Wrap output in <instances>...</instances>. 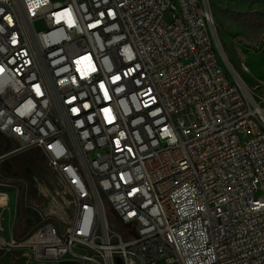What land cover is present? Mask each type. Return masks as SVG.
Returning a JSON list of instances; mask_svg holds the SVG:
<instances>
[{
  "label": "built area",
  "instance_id": "2783aa9c",
  "mask_svg": "<svg viewBox=\"0 0 264 264\" xmlns=\"http://www.w3.org/2000/svg\"><path fill=\"white\" fill-rule=\"evenodd\" d=\"M232 57L210 0H0V162L41 151L65 214L22 199L0 253L264 264V81Z\"/></svg>",
  "mask_w": 264,
  "mask_h": 264
},
{
  "label": "rangeland",
  "instance_id": "374dc122",
  "mask_svg": "<svg viewBox=\"0 0 264 264\" xmlns=\"http://www.w3.org/2000/svg\"><path fill=\"white\" fill-rule=\"evenodd\" d=\"M210 4L214 14L213 17L215 16L214 21L219 38H221L219 31L227 34L225 41L228 49L222 44L225 48L224 51L227 52V57L234 62L233 51L235 47H238L250 71L249 74H244L243 77L246 80L253 78L264 81V48L260 51V46L264 43H258V46H255V42L264 34V0H210ZM165 18H168V15ZM7 146L8 143L0 137V154L6 153ZM2 164L6 170L11 171L9 175L12 173L19 175L20 179L22 178L26 184L22 190L21 186L15 183H0V191L4 192L5 195H7V192L10 193V207L12 210L13 207L16 209L12 220L18 214L20 193L23 203L34 199L36 203L40 204V208L37 209L42 215L50 219L58 218L57 213L61 212L56 203H53V199L62 201L57 194L59 188L53 190L52 188L55 185L43 178L47 176L57 181L56 175L47 165L46 158L41 151L37 149L23 150L15 156L4 158L0 162V165ZM0 178L3 179L1 176ZM34 185H39L44 189V194L41 195ZM12 210L5 211L4 215L8 218ZM30 211L26 209V215L32 213ZM61 215L64 216V212ZM32 225L30 224V226Z\"/></svg>",
  "mask_w": 264,
  "mask_h": 264
},
{
  "label": "crops",
  "instance_id": "0c3cea01",
  "mask_svg": "<svg viewBox=\"0 0 264 264\" xmlns=\"http://www.w3.org/2000/svg\"><path fill=\"white\" fill-rule=\"evenodd\" d=\"M6 202H5V206L3 208H0V216L2 219V225H3V231H2V235L4 237H9L11 234L13 235V230H14V225L16 223L18 214L16 216V218L14 220H12V216L13 213L16 212V209L13 207H10L11 202H10V193L7 192L6 195ZM19 208V207H18ZM12 210L9 217L7 218L4 214L5 211L7 210ZM33 222L31 221V219H29L26 214L21 222V233L22 232H26V230L30 227V224H32ZM18 226V225H17ZM17 228L16 227V231H15V235L16 233H20L17 232ZM0 264H80V263H76L74 261H70V260H64L61 262H47V261H33L29 258V255L25 252L16 250V249H12V250H7L5 252H1L0 253Z\"/></svg>",
  "mask_w": 264,
  "mask_h": 264
},
{
  "label": "water",
  "instance_id": "95a60500",
  "mask_svg": "<svg viewBox=\"0 0 264 264\" xmlns=\"http://www.w3.org/2000/svg\"><path fill=\"white\" fill-rule=\"evenodd\" d=\"M4 157V156H3ZM2 158V157H1ZM0 180H2V179H0ZM7 181H13V180H2V182H4V183H6ZM14 183H16V184H20L21 185V187H22V190L24 189V187L26 186V184L24 183V181H22V180H16V181H14ZM18 207H19V215H18V217H17V220H16V223H15V225H14V230H13V236H14V234H15V231H16V227H17V225L19 224V221H20V219H21V217H22V197H21V193H20V200H19V204H18ZM29 219H31V221L32 222H35V215L33 214V213H30V214H28V215H26ZM55 222V221H54ZM55 227H56V223H55ZM33 229V228H32ZM31 229V230H32ZM30 230V231H31ZM56 230H57V228H56ZM29 231V232H30ZM28 232V233H29ZM27 233V234H28ZM26 234V235H27ZM25 235V236H26ZM15 238V237H14ZM63 238V237H62ZM22 239V238H21ZM15 240H20V239H15ZM69 241V240H68ZM71 242V241H70ZM81 246H83V245H81ZM86 249H87V247H86ZM87 251H88V249H87ZM89 254H90V252L88 251V258H87V264H88V259H89ZM117 261H119V260H117Z\"/></svg>",
  "mask_w": 264,
  "mask_h": 264
},
{
  "label": "flooded vegetation",
  "instance_id": "af4514ba",
  "mask_svg": "<svg viewBox=\"0 0 264 264\" xmlns=\"http://www.w3.org/2000/svg\"><path fill=\"white\" fill-rule=\"evenodd\" d=\"M11 173V171L9 170H6L4 165H0V176L3 177L4 179H9V180H13V181H16V180H22V178L20 179L19 175H15L14 173H12L11 175H9ZM23 181V180H22ZM19 186H21L20 184H18ZM22 188V187H21ZM23 216L21 217L20 221H19V224H18V228H17V232H20L21 231V222L25 216V212H23Z\"/></svg>",
  "mask_w": 264,
  "mask_h": 264
},
{
  "label": "bare ground",
  "instance_id": "6f19581e",
  "mask_svg": "<svg viewBox=\"0 0 264 264\" xmlns=\"http://www.w3.org/2000/svg\"><path fill=\"white\" fill-rule=\"evenodd\" d=\"M214 15V14H213ZM214 19H215V16H214ZM219 35H220V40H221V43L223 44V46L225 47L226 46V49H228V47H227V45H226V39H225V37L227 36V34H223V33H221L220 31H219ZM224 35V36H223ZM264 45H262V46H260V51H262V49L264 48L263 47ZM223 47V48H224ZM223 50H225V48L223 49ZM225 53H226V55H227V52L226 51H224Z\"/></svg>",
  "mask_w": 264,
  "mask_h": 264
},
{
  "label": "trees",
  "instance_id": "16d2710c",
  "mask_svg": "<svg viewBox=\"0 0 264 264\" xmlns=\"http://www.w3.org/2000/svg\"><path fill=\"white\" fill-rule=\"evenodd\" d=\"M23 212H25V210H24V207L22 206V216H23V214H24ZM18 215H19V208H18ZM24 233H25V232H22V233L20 232V233H16V235H17V236H22V235H24Z\"/></svg>",
  "mask_w": 264,
  "mask_h": 264
}]
</instances>
